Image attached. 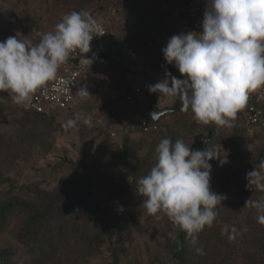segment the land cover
Returning <instances> with one entry per match:
<instances>
[{
	"label": "rangeland",
	"instance_id": "374dc122",
	"mask_svg": "<svg viewBox=\"0 0 264 264\" xmlns=\"http://www.w3.org/2000/svg\"><path fill=\"white\" fill-rule=\"evenodd\" d=\"M187 0H4L0 6V41L17 33L21 39L37 43L39 33L53 31L62 17L73 10H87L94 17L106 20L115 30L133 22V6H146L161 12L163 28L136 25L120 34L126 40L121 56L111 66L91 69L80 78L76 90L77 105L73 110H59L51 125L38 129L35 137L22 143L17 160L5 169L8 181L0 183V204L14 197L37 201V191L56 195L55 214L59 218L76 212L68 228L53 240L52 250L45 246V255L19 242L17 233L28 217L26 210H13L0 218V251H7L12 264H177L173 256L174 242L180 229L160 212L148 214L144 197L138 192V181L157 162L156 150L148 146L154 138H167L185 122L183 142L194 150L207 137L210 126L217 137L218 153L211 166V190L226 199L216 208L215 220L196 240L207 247L215 260L225 249L232 252L229 264H252L263 254L264 224L258 215L264 212L245 206L247 200L264 201V190L246 187V174L256 168L264 174L262 162L264 133L256 136L243 131L240 110L229 126L198 122L191 111L181 110L179 96L149 92L136 106L124 101L121 87L104 89L98 96L90 91L101 80L109 84L118 78L131 83L147 81L152 85L165 79V73L184 79L179 70L168 64L162 48L174 34L193 31L183 11ZM33 25H28L27 21ZM197 35L196 33H194ZM144 75L142 78L139 76ZM89 95L79 93L85 87ZM100 88V87H99ZM166 112L159 117L157 131L142 133L134 128L136 118L147 116L150 107ZM24 105L13 102L5 91L0 92V134L15 132L32 114ZM90 117V122L83 123ZM78 118L76 129L63 124ZM128 126L132 130L129 131ZM235 128L245 138L239 152L228 148L227 139ZM184 129V128H183ZM184 131V130H183ZM113 134V135H112ZM129 136L126 154L123 138ZM20 144V143H19ZM147 158L145 165L133 173L135 161ZM88 206V207H87ZM88 214L82 215V209ZM76 215V214H75ZM131 238L114 239L117 218ZM110 227L113 228L109 232ZM247 229L244 231V229ZM100 238L103 243L93 248L86 259L78 258L86 243L81 234ZM222 242V243H221ZM224 243V244H223ZM206 244V245H205ZM263 244V245H262ZM227 247V248H225ZM1 261V258H0Z\"/></svg>",
	"mask_w": 264,
	"mask_h": 264
},
{
	"label": "clouds",
	"instance_id": "9594fccd",
	"mask_svg": "<svg viewBox=\"0 0 264 264\" xmlns=\"http://www.w3.org/2000/svg\"><path fill=\"white\" fill-rule=\"evenodd\" d=\"M104 33L102 21L89 11L73 10L53 31L39 33L37 43L18 33L7 37L0 41V92L6 91L16 104H31L35 92L57 78L73 52L79 50L81 63L91 66L96 59L95 54L86 56L91 41ZM162 52L184 79L166 71L165 79L149 85V90L179 96L181 110L191 111L198 122L230 127L250 93L264 88V0H206L202 31L172 35ZM78 91L89 95L86 86ZM152 118H159L157 112ZM89 122L90 117L84 118L83 123ZM79 123L71 118L63 127L76 129ZM156 153V164L138 181L143 207L150 215L165 213L195 244L194 234L211 226L217 206L226 199L210 186L209 161L218 156L171 138H163ZM246 178V187L264 190V174L256 168ZM245 206L264 212V201L249 199ZM257 221L264 224V214ZM195 251L205 254L202 247Z\"/></svg>",
	"mask_w": 264,
	"mask_h": 264
},
{
	"label": "trees",
	"instance_id": "16d2710c",
	"mask_svg": "<svg viewBox=\"0 0 264 264\" xmlns=\"http://www.w3.org/2000/svg\"><path fill=\"white\" fill-rule=\"evenodd\" d=\"M4 1V0H3ZM2 1V2H3ZM2 2L0 3V6L2 5ZM132 10H135L133 22L125 24L123 27H119L115 30H113L115 33V37L117 40H120L123 43V49L117 52L115 60H117L123 50L126 46V40L125 38L120 35L123 33L128 32L131 28H133L136 25H145V26H151V27H159L163 28V20L161 18V12L154 11L151 8H147L146 6H133ZM188 19V18H187ZM189 22V20H188ZM28 25H33L32 22L29 20L27 21ZM190 24V22H189ZM112 64L101 67L106 68L111 66ZM115 85L116 87H121V94L125 102L127 103H133L135 106L139 101H143V97L148 99V93L151 92L149 90V85L143 86L144 91L141 94H135L133 95V98L131 100H126L125 95L123 92H131V84L130 82L121 77L118 78L116 82H113V84H109L105 80H101V83L98 86H94L90 93L91 95L98 96L101 94L104 89L109 88V86ZM100 87V88H99ZM77 105V101L75 104L71 105L68 110H73ZM155 107V105H152ZM151 106V107H152ZM150 107V108H151ZM26 112L32 114L31 118H28L26 122L21 125L15 132L9 134V135H3L0 134V183H3L5 181L9 180V177L5 176V169L8 165H11L14 163V161L17 160L18 153H20V149L22 148V143L27 141L30 138H34L36 132L41 127L49 126L51 125V122L53 121L56 114L59 112L56 111H48V112H37L34 110L26 109ZM65 109V110H67ZM157 109V108H156ZM140 118H146L149 122H151L152 127L151 129L147 131H141L142 133H148L158 130V126L160 124V121H154L150 110L147 114V116L144 117H138L136 118L135 122L138 121ZM185 122H183L179 128H175L170 132V136L167 138H171L173 142L176 140H182L184 139V133L186 130L185 128ZM127 127V126H126ZM129 131L132 130L131 126H128ZM184 128V129H183ZM137 130V129H136ZM184 130V131H183ZM208 134L207 137L200 142V147L197 150H203L205 149H211L214 154L216 155L218 153V147L216 146V140L217 137L214 134V131L209 126L208 127ZM243 131L246 132V128H243ZM253 136H256L253 135ZM162 139L160 138H154L150 141L148 144L149 148L153 151L156 150L159 142ZM245 138L242 137L241 131L239 128H235L233 130V133L230 134V136L227 139V145L228 148L234 151L235 153L239 152V149L244 142ZM128 141L129 136H125L123 138V146L125 148L123 149V152L126 154V147H128ZM20 143V144H19ZM147 158L144 159H137L135 161L134 167L132 169L133 173H136L138 169H141L140 167L145 165V161ZM264 160V152L262 151L260 153V157L256 160L257 163H260ZM215 158L211 159L209 163L211 166L214 164ZM213 191L216 192V189L213 188ZM38 200L37 201H28L24 200L20 197H14L11 199H8L7 201L0 204V218L4 219V216L12 212L13 210H26L28 213V217L26 221L24 222L22 228L19 230V232L16 235V238L19 242L23 243L26 246H29L31 248L38 249L40 253H45V246L49 249V252L52 250L53 247V240L55 237H58L62 232H64L68 228L69 221L77 216L76 212H70L66 213L64 217L56 216L55 214V203L57 200L56 195L48 194L45 191L39 190L37 191ZM88 207V206H87ZM76 214V215H75ZM81 214L84 216L88 214L87 209H82ZM120 218H117V222H115L117 225V229L114 233V239L116 241H119L121 237H125L127 239L131 238V234L129 232H126L123 230V227L120 222ZM208 228L206 225L202 231L194 234L196 237V240L204 233V231ZM113 230L112 227H110L109 232ZM81 236L84 239V242L86 243L85 247L83 248L79 259H86L88 255H90L93 252V248L99 247L103 240L100 238H94L93 236H87L83 233ZM222 243V242H221ZM224 244V243H223ZM206 245V244H205ZM263 245V244H262ZM197 247H202L204 250V255H199L196 253L195 249ZM174 248L176 249L173 253V256L177 260V264H229L231 262V257L233 256L232 252L228 249H225V252H223V255L221 257H218L217 259L213 260L211 259L207 254V247L202 246L201 244H193L192 243V237H189L186 232L179 231L177 238L174 242ZM227 248V247H225ZM264 250V245H263ZM45 255V254H44ZM8 254L7 251H0V264H12L11 262H8ZM24 264H27L24 263ZM252 264H264V252L263 254H260L255 260H253Z\"/></svg>",
	"mask_w": 264,
	"mask_h": 264
},
{
	"label": "built area",
	"instance_id": "2783aa9c",
	"mask_svg": "<svg viewBox=\"0 0 264 264\" xmlns=\"http://www.w3.org/2000/svg\"><path fill=\"white\" fill-rule=\"evenodd\" d=\"M2 1L0 0V3ZM205 8L206 0H187L185 2L183 11L193 31H202V20ZM99 20L103 23L105 33L93 38L91 41V51L86 54L89 58H92L95 54L96 59L94 63L91 66L83 65L81 63L83 54L79 50L73 52L68 61L60 67L57 78L38 89L33 95L31 104L24 105L26 109L37 112H52L69 108L76 103V90L80 78L92 71L91 69L93 68L97 70L115 61L117 52L123 49V43L116 39L115 32L106 20ZM196 34L199 35V33ZM143 76L139 77L142 78ZM150 83L147 81L143 83H131L132 91L123 92L125 99L131 100L133 95L143 93V86L149 85ZM241 111L243 125L248 135L253 136L259 132L264 133V88L250 93L247 105ZM134 125L135 129L141 131H147L152 127L155 128L146 118H140Z\"/></svg>",
	"mask_w": 264,
	"mask_h": 264
},
{
	"label": "water",
	"instance_id": "95a60500",
	"mask_svg": "<svg viewBox=\"0 0 264 264\" xmlns=\"http://www.w3.org/2000/svg\"><path fill=\"white\" fill-rule=\"evenodd\" d=\"M155 112H157L158 116L160 117L161 115H163V114L166 112V110H165V109H163V110H157L154 106H152V107L150 108V114H151V116H152V114L155 113ZM158 119H159V118H158ZM158 119H153V120H154V121H158Z\"/></svg>",
	"mask_w": 264,
	"mask_h": 264
}]
</instances>
